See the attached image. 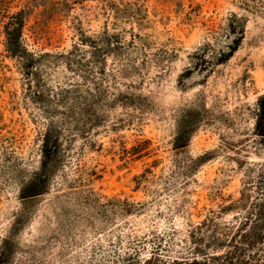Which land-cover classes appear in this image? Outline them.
I'll return each mask as SVG.
<instances>
[{
  "label": "rangeland",
  "instance_id": "1",
  "mask_svg": "<svg viewBox=\"0 0 264 264\" xmlns=\"http://www.w3.org/2000/svg\"><path fill=\"white\" fill-rule=\"evenodd\" d=\"M207 257L264 264V0H0V264Z\"/></svg>",
  "mask_w": 264,
  "mask_h": 264
},
{
  "label": "trees",
  "instance_id": "2",
  "mask_svg": "<svg viewBox=\"0 0 264 264\" xmlns=\"http://www.w3.org/2000/svg\"><path fill=\"white\" fill-rule=\"evenodd\" d=\"M240 21V33H235V31H232L233 34H238V36L237 39L232 42V45L229 47V55L235 52L240 42L242 41V36L244 35L243 31L245 26V20ZM22 32L23 17L21 16V14H16L15 16H13L11 22H8L6 24L4 30L6 36V47L8 52L10 53V56L17 59L21 64H23L24 68L27 71V75H31L33 72V65L35 64V62H37V58H35L34 54L30 53L26 49L22 40ZM209 49L210 47L208 44L204 45V47L199 48V50L192 55V58L199 59L201 57L200 60L203 59L204 62V58L208 53ZM189 132L184 134V142L187 140V138L190 137L191 133ZM181 138L182 137L178 138V143L182 142H180ZM59 140L60 139L58 137V134H56V131H53V129L49 128L42 142V159L40 169L38 170V172L34 173L33 177L29 181V184L23 189V199L28 200L44 194V191L46 190L51 175L56 169H58L59 166H61V163L63 162V156L61 155L62 144ZM146 143H149V141H146ZM202 159L203 157L201 158V160ZM196 166L193 168L195 169ZM226 255L223 256L226 257ZM218 259L223 258L212 257L210 259H206L203 264H236L234 261H232V258L230 259V261L228 260L225 263L218 261ZM147 264H150V261ZM192 264L199 263L194 262Z\"/></svg>",
  "mask_w": 264,
  "mask_h": 264
}]
</instances>
